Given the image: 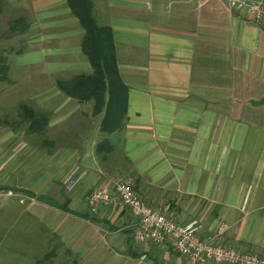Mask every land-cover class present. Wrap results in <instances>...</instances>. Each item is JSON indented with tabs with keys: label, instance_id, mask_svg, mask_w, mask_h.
I'll list each match as a JSON object with an SVG mask.
<instances>
[{
	"label": "crops",
	"instance_id": "1",
	"mask_svg": "<svg viewBox=\"0 0 264 264\" xmlns=\"http://www.w3.org/2000/svg\"><path fill=\"white\" fill-rule=\"evenodd\" d=\"M13 1L29 14V47L17 56L41 74L48 95L35 103L50 113L53 145L0 127V189L15 194L0 203V264H39L51 250L43 264H193L133 242L120 201L89 216L88 194L114 182L178 224L195 222L201 239L220 232L218 244L264 259V22L228 0H90L127 88L124 127L107 136L113 153L101 161V115L56 83L92 71L83 28L66 0Z\"/></svg>",
	"mask_w": 264,
	"mask_h": 264
},
{
	"label": "trees",
	"instance_id": "2",
	"mask_svg": "<svg viewBox=\"0 0 264 264\" xmlns=\"http://www.w3.org/2000/svg\"><path fill=\"white\" fill-rule=\"evenodd\" d=\"M66 4L84 30L81 49L92 71L89 74H77L66 79H58L56 83L60 91L77 102L86 104L92 102L94 117L101 115L99 130L104 138L96 144V155L101 161H104L113 153V147L107 136L124 127L128 106L127 88L118 73L111 31L107 27L98 25L91 1L66 0ZM9 28L11 32L18 31L22 35L28 28V22L24 17H18L12 20ZM20 52L21 49L15 53L17 55ZM8 63L6 58L0 56L1 83L8 78ZM1 119L3 120V118H0V127L2 126ZM49 119L50 113L44 109H35L27 104H20L19 118L17 121H13L16 122L14 125L17 127L11 128L13 130L23 128L25 136H34L33 139L28 140L34 146L47 148L51 145L52 147L53 142L46 136ZM4 121L6 123L7 119L4 118ZM55 256V251L51 250L38 262L43 264L44 260H50ZM74 262L72 264H75Z\"/></svg>",
	"mask_w": 264,
	"mask_h": 264
},
{
	"label": "built area",
	"instance_id": "3",
	"mask_svg": "<svg viewBox=\"0 0 264 264\" xmlns=\"http://www.w3.org/2000/svg\"><path fill=\"white\" fill-rule=\"evenodd\" d=\"M229 6L245 11L255 22H264V0H228ZM77 171L72 172L64 183L72 188L79 180ZM15 196L13 191L0 189V203ZM120 201L135 219L133 242L166 245L187 258L193 264L213 261L219 264H264V259L250 252H240L220 245L215 236L201 239L195 222L181 225L165 214L163 207H151L133 190L128 182L95 187L87 196L88 214L95 217L102 207Z\"/></svg>",
	"mask_w": 264,
	"mask_h": 264
},
{
	"label": "rangeland",
	"instance_id": "4",
	"mask_svg": "<svg viewBox=\"0 0 264 264\" xmlns=\"http://www.w3.org/2000/svg\"><path fill=\"white\" fill-rule=\"evenodd\" d=\"M15 4L13 0H0V56L8 60L10 69L7 80L3 83L0 81V118H3L1 127L4 128L17 127L14 125L16 122L13 121L19 118L20 104L44 109L35 102L42 101L48 95L44 84L38 83L41 74L36 66H22V60L15 53L19 49L24 50L29 47L26 32L21 35L18 31L11 32L9 28L12 20L18 17H24L29 22L27 11ZM82 107L88 109L89 105ZM75 114L71 116V120ZM4 118L7 119L6 123Z\"/></svg>",
	"mask_w": 264,
	"mask_h": 264
}]
</instances>
